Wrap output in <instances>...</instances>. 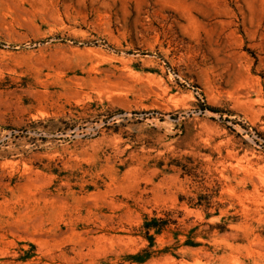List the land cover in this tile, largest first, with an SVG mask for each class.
Listing matches in <instances>:
<instances>
[{
    "label": "rangeland",
    "instance_id": "obj_1",
    "mask_svg": "<svg viewBox=\"0 0 264 264\" xmlns=\"http://www.w3.org/2000/svg\"><path fill=\"white\" fill-rule=\"evenodd\" d=\"M0 264H264V0H0Z\"/></svg>",
    "mask_w": 264,
    "mask_h": 264
},
{
    "label": "trees",
    "instance_id": "obj_2",
    "mask_svg": "<svg viewBox=\"0 0 264 264\" xmlns=\"http://www.w3.org/2000/svg\"><path fill=\"white\" fill-rule=\"evenodd\" d=\"M145 226H146L148 229L152 227V225H151L149 222H146V223H145Z\"/></svg>",
    "mask_w": 264,
    "mask_h": 264
}]
</instances>
